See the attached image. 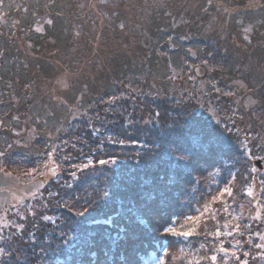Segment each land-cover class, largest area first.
I'll return each instance as SVG.
<instances>
[{
    "label": "trees",
    "instance_id": "1",
    "mask_svg": "<svg viewBox=\"0 0 264 264\" xmlns=\"http://www.w3.org/2000/svg\"><path fill=\"white\" fill-rule=\"evenodd\" d=\"M81 1L88 3L89 0H0V51L4 53L0 56V118L6 120L8 129H0V151L6 153L0 158V192L6 196L14 185L44 180L43 197L49 201L48 207L38 206L35 222L40 225L39 229L32 228L31 217L28 223V229L38 233V244L51 243L44 264H74L73 258L79 257L74 251V224L68 219L69 212L57 206V193L63 196L68 192L80 198L79 203L83 204L85 198H96V189H103L106 177L111 175L109 169L117 167L96 163L78 172L77 179L70 175L73 169L69 163H86L88 156L93 160L106 159L112 154L119 157V168L125 176L144 174L136 167L138 153L143 154V149L105 144L100 151L97 137L83 122L94 112L106 115L111 122L109 128L127 143L121 128L125 116L105 113L106 106L101 101L118 94L129 79L134 87L151 93L138 96L135 104L131 100L123 103L128 111L135 108V119H147L149 112L155 109L161 112V124L192 120L202 127L215 126L222 135L229 136L225 130L227 125L232 142L242 145L246 137L250 141L251 158L243 151H235L236 159L230 162L234 165L236 179L232 196L225 195L230 202L229 215L219 212L212 219L209 212L207 218L201 217L197 223L184 215L186 209L173 210L176 215L168 226L176 232L192 229L195 232L187 238L166 236L163 244L169 251L167 264H197V261L209 264L201 257L211 255V246L218 247L219 240H224V246L231 251L229 241L234 244L233 237L204 235L205 230L215 232L217 226L221 232L226 231V222L239 223L240 231L244 232V236L233 234L235 239L244 242L242 247L238 246L240 259H245L243 252H249L248 264H264L258 257L253 259L256 252L261 251L254 245L264 241L253 236L250 246L246 228L251 224V232L264 234V160L262 168L255 164L257 158L264 157V0H213L212 5H208V0H103L104 4L96 0L101 13L98 21L81 15L77 7ZM109 4L115 7L107 10ZM105 13L107 19L103 20ZM205 59L208 66L201 63ZM197 67L201 72L194 71ZM174 70H180L178 78H173ZM68 79V89L60 93L61 101L43 89L49 83ZM201 81L205 83L203 87ZM240 81L246 85L245 89L239 87ZM212 85L220 88L221 93H216ZM225 92L232 95H224ZM246 96L252 97L254 103L245 104ZM210 109L215 110L214 116ZM79 112H87V115L81 119ZM217 119L219 124H216ZM93 123L100 126L95 120ZM160 134L163 135V131ZM256 134L261 138L251 140ZM7 143H12L13 147L7 149ZM53 149L56 151L52 159L57 163L60 157L70 158L61 165L63 171L55 178L41 175L48 173V168L42 166L46 161L52 166L47 154ZM210 165L211 161L203 165L205 172L193 173L200 182L192 185L190 197H182V200L192 198L195 202L203 194L206 200L202 203L210 208L221 207V201L213 202L206 192L207 184L214 180L211 175L214 169ZM34 167L38 169L36 174L25 175ZM249 185L253 187L251 197L245 193ZM197 188L199 191L195 190ZM212 195H218V190L213 189ZM39 200L38 195L36 201ZM36 201L30 198V202ZM5 205L0 203V225H15L19 217ZM5 212H8L6 217ZM42 214L59 217L57 223H64L66 227L56 229L53 238L52 225L41 222ZM144 219L146 223L142 228L161 222L159 217L149 220L145 216ZM83 223L86 225L87 219ZM45 224L48 226L44 227ZM227 230L231 231V227ZM60 231L66 233L64 239L59 237ZM14 232L16 229L9 226L3 228L0 235L12 237ZM3 243L0 241V246ZM36 251H40L39 247ZM162 255L159 243L145 245V250L138 254V264H157V257ZM227 264L239 262L230 258Z\"/></svg>",
    "mask_w": 264,
    "mask_h": 264
},
{
    "label": "snow or ice",
    "instance_id": "2",
    "mask_svg": "<svg viewBox=\"0 0 264 264\" xmlns=\"http://www.w3.org/2000/svg\"><path fill=\"white\" fill-rule=\"evenodd\" d=\"M103 2V0H102ZM213 0H208V5H212ZM219 6V5H217ZM206 10V9H205ZM227 11V9H225ZM124 27L123 24L120 25ZM246 32L250 29H245ZM171 39V37H169ZM245 39H248L245 37ZM250 42V41H249ZM195 55V53H191ZM4 53L0 51V56ZM211 57L212 53L209 52ZM201 63L208 66V60H202ZM194 71L201 72L200 68H194ZM191 79V77H189ZM123 83V82H122ZM211 83V82H209ZM203 87V83H202ZM216 93H221V89L212 85ZM224 95H232L231 92H225ZM151 93H145L144 90L138 86H133V81L129 79L127 84H123L122 90L118 94L110 95L107 100L102 103L106 106L105 113L111 112L113 115L119 113L125 116V123L121 126L122 135L127 138V143L124 138H121L114 130L109 128V122L106 115L101 116L99 112H94L86 121H83L88 130L97 137V142L100 146V151H103L105 144L112 147L127 148L134 146L143 149V154L137 161L136 167L143 170V176L136 174L125 176L119 168V157L109 154L106 159L93 160L91 156L85 157L86 163H69V167L73 169L70 175L77 178L78 172H83L85 169L94 167L96 163L100 165H116L109 169L111 175L106 177V185L103 189H96V198L84 199V203L80 204V198L72 197L68 192L63 196L57 193V206L63 207L70 214L69 218L73 224L75 237L74 251L79 253V257H74V264H138V254L145 250V245L154 246L156 243L160 244L162 256L157 257V264H167L169 251L164 246L163 241L168 234L183 236L185 238L192 236L195 229L183 232H176L173 223L176 213L174 209L179 208L189 220L199 222L201 217H206V214L211 212L212 219H215L217 213L222 212L229 215L228 204L224 199L225 195L232 196L233 182L236 179L234 165L230 162L235 160L233 155L235 151H243V153L251 158V149L248 147L249 139L246 137L242 145H237L230 140L231 129L225 125V130L229 136H224L220 130L215 126L202 127L198 122L192 120H185L183 123L174 120L171 125L167 122L161 124V112L152 109L149 112V118L140 117L134 118L135 108L128 111L123 107V103L131 100L135 104L138 96H147ZM203 107V105H200ZM91 107V106H90ZM213 116L215 110L210 109ZM126 113V115H125ZM83 119L85 113H78ZM14 120H19V117H12ZM100 126L94 125L93 121ZM219 119L216 124H219ZM0 129L7 131L6 120L0 118ZM131 129L132 131H129ZM163 131V135H161ZM19 135V133H16ZM104 137V139H101ZM259 134L253 135L251 140H259ZM65 143H67L65 141ZM7 149L13 147L12 143L5 145ZM258 147H260L258 145ZM56 150L53 149L48 155L51 161V167L46 161L42 166L48 168L47 175L51 178L58 177L63 168L61 165L69 162L70 158L67 156L60 157V163L52 159ZM6 155L5 151H0V158ZM264 160V157H260ZM211 161V167L214 171L211 175L214 177L213 182L207 184V195L212 196V201H221L220 208H210L207 203H202L206 197L202 194L200 199L193 202L192 198L182 200V197H190L193 192L192 185L199 184V179L193 175L196 172H205L203 167L205 163ZM256 169L253 168L252 172ZM38 169L32 168L30 172L25 175L32 176L36 174ZM9 174L10 173H6ZM213 189L218 190V195H212ZM45 189V182L41 180L35 191L28 193L32 201H36L39 195L40 200L36 203L25 202L21 198L17 204L10 205V209L14 210L13 215L19 217V222L15 225L4 224L0 225V231L3 228L12 226L16 232L12 233V237L0 235V241H3V246H0V264H44L48 255L47 249L51 248V243L42 245L37 243V231L28 229L29 217L32 218V228L39 229L35 218L38 215L39 208L46 209L49 201L44 200L43 192ZM199 191V189H195ZM245 193L247 196H253V187L249 185ZM51 195V193H49ZM67 197V199H65ZM259 205L261 201H256ZM23 204L21 210L20 205ZM79 205V207H77ZM195 205H200L197 207ZM82 209V210H81ZM106 209V210H105ZM99 213L92 215V213ZM196 212L197 216L188 215V213ZM167 214V219H165ZM8 212L4 213L6 217ZM147 216L149 220H154L159 217L160 223L154 224L150 228H142L141 225L146 223L144 217ZM41 222H48L52 225L54 237L55 230L66 227L64 223H57L59 217L54 218L52 215H40ZM87 219L85 225L83 221ZM234 219H238L234 217ZM48 225L45 224L44 227ZM231 227V231L227 229ZM226 231L221 232L220 227L217 226L215 232H207L205 236H221L233 237L235 243L229 241L230 248L224 246V240H219V246L212 245V254L201 257V260L209 262V264H218V256L220 264H227L230 258H234L239 264H248L247 257L249 252H243L244 260L240 259L238 254V246H243V241L235 239L233 236L236 233L239 236H244V232L240 231V224L231 225L229 222L224 224ZM249 230L247 243L251 246L253 236L259 237L264 241V234L260 232H251V224L246 225ZM19 233V235H17ZM61 239H64L66 233L60 231L58 233ZM27 238V239H25ZM72 243V241H66ZM39 247L40 251L36 249ZM203 248L204 245H201ZM256 249L261 251L256 252L255 259L258 257L264 261V242L256 243ZM197 264H200L197 261Z\"/></svg>",
    "mask_w": 264,
    "mask_h": 264
},
{
    "label": "rangeland",
    "instance_id": "3",
    "mask_svg": "<svg viewBox=\"0 0 264 264\" xmlns=\"http://www.w3.org/2000/svg\"><path fill=\"white\" fill-rule=\"evenodd\" d=\"M173 1V0H170ZM101 3H105L104 1ZM77 7L79 12H81V15H86V17L89 19H95V20H99L101 17V13L98 12V5H97V1L96 0H89L88 3L85 1H81V3H77ZM113 7H115L113 4H109L106 9L110 10ZM88 14V15H87ZM103 20L107 19V14L105 13L103 16ZM1 19V18H0ZM96 25V24H95ZM36 29L43 31L42 27L35 25ZM145 41V40H144ZM144 41H141V43L143 44ZM151 44V42L149 43V45ZM148 45V46H149ZM132 59V58H131ZM180 74V70H174L172 76L173 78H178ZM205 85L204 81L200 82V85L202 86ZM68 85H69V79L66 80L65 82H63L62 80L57 81L56 83H49L48 85L43 86V89L46 90V92L49 93L50 96L56 98H59L61 101L62 95L60 94L61 91H64L66 89H68ZM239 87L241 89H245L246 85L244 84L243 81L239 82ZM254 103V99H252V97H248L246 96V102L245 104H252ZM80 113V112H79ZM28 179V178H27ZM38 182H34L33 180H28L25 183H19L17 185H14V187H12L9 191L8 194L5 196L6 193L4 192H0V203H3L5 205V208L10 209V205H14L17 204V202L23 198V200L25 202H30V196L28 195V193L35 191L37 188ZM224 199L226 200V198L224 197ZM222 203V202H220ZM228 206L230 207V202L227 201ZM228 207V208H229ZM21 210L23 209V204L20 205ZM11 210V209H10ZM14 211V210H12Z\"/></svg>",
    "mask_w": 264,
    "mask_h": 264
},
{
    "label": "water",
    "instance_id": "4",
    "mask_svg": "<svg viewBox=\"0 0 264 264\" xmlns=\"http://www.w3.org/2000/svg\"><path fill=\"white\" fill-rule=\"evenodd\" d=\"M259 164H260V161H259Z\"/></svg>",
    "mask_w": 264,
    "mask_h": 264
}]
</instances>
